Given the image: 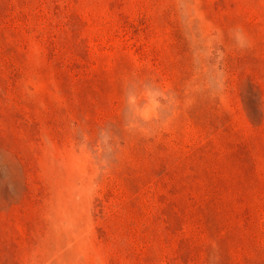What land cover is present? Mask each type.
<instances>
[{
    "label": "rangeland",
    "instance_id": "1",
    "mask_svg": "<svg viewBox=\"0 0 264 264\" xmlns=\"http://www.w3.org/2000/svg\"><path fill=\"white\" fill-rule=\"evenodd\" d=\"M0 264H264V0H0Z\"/></svg>",
    "mask_w": 264,
    "mask_h": 264
}]
</instances>
